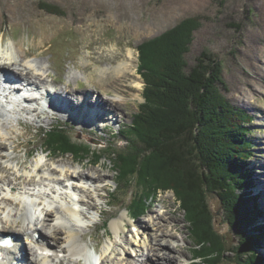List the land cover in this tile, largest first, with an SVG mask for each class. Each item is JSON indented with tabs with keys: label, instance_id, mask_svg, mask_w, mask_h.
I'll use <instances>...</instances> for the list:
<instances>
[{
	"label": "rangeland",
	"instance_id": "rangeland-1",
	"mask_svg": "<svg viewBox=\"0 0 264 264\" xmlns=\"http://www.w3.org/2000/svg\"><path fill=\"white\" fill-rule=\"evenodd\" d=\"M189 18L198 21V28L193 31L187 50L182 55L185 61L182 69L188 73L196 65L202 52L216 56L221 64L220 76L224 83L219 85V91L230 109L237 113L234 115L231 110L232 113L225 114V126L232 124L237 128L240 118V129L235 133L241 139L240 150L236 153L239 162L232 167L229 175L234 183H240L241 188L236 189L237 195L245 190L250 199L247 209L255 212L256 223L246 229L249 231L262 226V230L255 232L260 244L255 252L264 261V0H0V41L3 38L4 47L11 41L22 43L28 52V60H36V67L40 61L48 62V71H43L46 79L58 80V87L65 86L69 80L71 87H77L80 92L88 89L91 92L89 100L100 93V97L111 102L107 99L110 97L113 101V90L107 91L109 95H103L105 91L100 85L105 84L112 85L110 89L119 87L121 94L125 95V103L117 108L118 113H111L113 121L109 127V117L99 122V126L95 122L84 125L89 131L82 130L75 121L55 122L61 119L58 117L41 124L34 123L25 132L23 127H14L15 122H12L13 130L10 131L9 127L2 129L1 135L8 138L4 140L7 147L0 149V211L6 206L2 203L3 196L10 195L8 191H2L3 185L8 181H13L20 189L27 184L26 179L38 181L41 176H50L47 171L49 169L54 168L59 174H76L80 169V173L84 172L90 177L100 174V178L104 177L101 182L105 185L104 191L101 188L95 190L89 185L87 189L82 188L78 184L75 196L78 197L79 194L80 198L87 195L89 198L93 197L92 200L88 199L90 202L84 203L85 206L80 205V210L85 215L83 221L78 222L81 225L77 224L75 227L79 242L81 236L83 241L91 245L93 240H97L98 244L94 245L98 250L97 254L92 253L95 263L147 264L148 259L154 260L152 250L138 247L134 241L142 237L150 238L149 233H157L156 225L160 223L163 228L159 233L162 232L161 237L171 245L168 256L172 258V263L168 264H238L237 253L227 250L237 249L241 239L229 227L224 204L215 193L210 192L207 201L212 214V228L222 235L224 250L219 253L211 244L198 249L191 234V224L173 189L159 190L154 194L155 197L149 199L148 209L133 219L131 204L142 191L140 179L132 174L129 182L121 181L114 170L115 155L121 154L128 145V136L121 130L131 122L133 115L139 112L140 105L145 102L144 89L147 82L144 71L140 69V47H144L148 53V68H157L155 63L160 55V45L162 47L165 41L157 39ZM120 62L131 63L133 71H128L122 78H119L121 75L114 77L112 72L100 78L103 67L110 68V65ZM69 77H73V80ZM113 78L117 86L112 84ZM75 80H78L77 85ZM136 82L138 85L132 84ZM77 102L74 98L73 103ZM105 123L108 131L101 129ZM51 127L61 128L69 135V139L83 144L88 151L78 149L74 155L62 153V149L47 150V136L42 133ZM199 128L201 130L205 127L199 125ZM247 138L253 141L252 156H249L248 145L246 146ZM226 142L224 147L228 149L231 141L227 138ZM82 155L84 156L81 157ZM239 168L241 171L238 173ZM247 168L252 188H246L241 182V174ZM38 169L44 173H37ZM257 193L259 194L256 196ZM7 206L13 207L10 208L11 222L23 218L25 211L22 206ZM37 214L43 218L40 210ZM122 214L125 215L127 224L122 227L123 231L116 233L111 224L120 220ZM60 216L59 212L54 211V220H47L45 228L37 224L42 229L39 234L47 239L51 238L46 232L53 230L51 227L58 226ZM140 223L143 224L142 227ZM63 237H57L58 245L55 242L57 247L53 252H44L38 248L37 252L27 242L29 252L32 253L30 256L33 259L39 256L51 259L48 264H81L79 257L74 256L69 249L67 252L70 254L62 250L67 246ZM41 240L43 241L42 238ZM127 244L126 251L129 249V252L126 253L123 247ZM106 255L108 258L104 260ZM241 256L243 261L247 259L246 256Z\"/></svg>",
	"mask_w": 264,
	"mask_h": 264
},
{
	"label": "trees",
	"instance_id": "trees-1",
	"mask_svg": "<svg viewBox=\"0 0 264 264\" xmlns=\"http://www.w3.org/2000/svg\"><path fill=\"white\" fill-rule=\"evenodd\" d=\"M197 22L195 18L183 20L180 26L157 39L165 40L162 47L160 45L157 68H148V53L140 47V69L147 82L145 102L121 130L128 136V145L121 154L115 155L114 170L121 181L129 182L132 174L140 179L142 191L132 201V217L141 216L149 207V199L159 190L173 189L191 224V234L198 249L211 244L219 253L224 250L222 235L212 228L207 201V195L215 193L224 204L229 227L241 239L237 249L227 251L237 253L238 264H263V259L255 252L260 248L255 232L262 228L246 229L256 223L255 212L247 209L250 200L247 192L244 190L237 195L240 183H234L229 175L239 162L236 153L240 150L241 139L235 133L240 129V118L237 128L232 124L225 126L224 116L232 109L219 91V85L224 83L220 76L221 64L216 56L202 52L188 73L182 69L185 63L182 55L193 31L198 28ZM199 125L205 128L200 130ZM45 136L50 150L62 149V153L74 155L78 149L88 151L83 144L69 139L61 128L49 129ZM227 138L231 141L228 149L224 147ZM247 145L249 156H252L253 141L250 138H247ZM248 170L241 174L242 185L246 188L252 185ZM240 171L239 168L237 172ZM241 255L247 259L243 261Z\"/></svg>",
	"mask_w": 264,
	"mask_h": 264
},
{
	"label": "bare ground",
	"instance_id": "bare-ground-1",
	"mask_svg": "<svg viewBox=\"0 0 264 264\" xmlns=\"http://www.w3.org/2000/svg\"><path fill=\"white\" fill-rule=\"evenodd\" d=\"M5 47L3 45V38H1V41H0V70H3L4 76L8 79L6 87L12 86V87H10L9 92L11 94H15V93L20 92V89H17V87H13L14 86L13 84H15V83L12 84L13 81L11 79L19 80V81H21L22 83H24L26 85H30V86H34V87H37V88H41L43 90L46 87L47 95H48V97L50 98V100L52 102V104L49 105L50 108L52 109V111H50L52 114L46 112L44 109H42V108H40L38 106H36V107H34L32 109V112H34L33 115H35L38 118V120H36V119L34 120L33 125H34V123H37V124L40 123L41 124L43 122L51 121L52 119H57L58 117L61 118L62 116H64L65 118L69 119V122L75 121L78 125H80L82 130H87L88 128L85 129L84 125L94 124V122H95L99 126L100 125L99 122L104 121L105 119H107V117H109L111 119L110 122L107 120V122H109V124L107 123L108 127H109V125H111L110 124L111 121H113V117H112L111 113H114V114L118 113L117 108L121 107L122 105H124L123 103H125V99H124L125 95L121 94L120 88L119 87H113L112 89H110V87L112 85H108V86H107V84H105V86H103V85L101 86L100 85V88H103L104 89L103 91H105L103 93V95L104 94H108L107 91H109V90H113L114 91V96H112L113 97V101L110 99V97L107 98L111 102L105 100L103 97H100V95H101L100 93H98L99 96L97 95L95 97H91V100H89L91 92L88 89H86L87 91L80 92L77 87H75V88L71 87V83H68V82H71L69 80L67 81L65 86L58 87V86H60L59 83H58L59 82L58 80H57L58 81L57 82L56 80H54L50 76L49 77L52 80L46 79L45 72L48 71V70H46V68H47V66H49V65H46V63H48V62L40 61L38 67H36L35 66V61L36 60L35 61L34 60L33 61L28 60V56L26 54L28 52H26V49L23 47L22 43H19V42L17 43L15 41H11L9 44H7V47L6 48ZM109 67L110 68H106V66H105V68L103 67V69L101 70L102 72H100V74H101L100 78L104 77L106 75V73H111V72L114 73V77H115V75H118V76L121 75V77H119V78H122L123 75H127L128 71H130V72L133 71V69L131 68V63L127 64V63H124V62H120L117 65H114V66L110 65ZM43 71H45V72H43ZM69 78H72L71 80H73V77H69ZM75 78L78 79L77 76ZM77 81L78 80H75L76 85H77ZM114 81H115V78H113V82ZM112 84L116 85L115 82L112 83ZM118 84L120 85V83H118ZM132 84L138 85L137 82L136 83H132ZM92 91H94V89H92ZM74 98H76L78 100L77 104H79L80 106H78V107L73 106V99ZM19 101H20V103L22 105H24V103H23V101L21 99ZM1 109H0V116L4 117V119H5V121L0 122V149L3 150V149H5V147H7V145H6L4 140L7 139L8 137H3L1 135V130L2 129H7L9 127L8 129L10 131L13 130L11 128L13 126L12 122H16V120H17L18 124L24 125L25 128H27V129L31 125L27 122V120L22 121V120H19V119H14L13 115L12 116H7V114H5L4 111H2ZM96 111H98V112H96ZM103 111H106V113L102 114ZM30 112H31V109H30ZM13 113L15 115H17V116L20 115V113H15V112H13ZM6 122L8 124H6ZM108 127L106 126V123H105V125L101 129H102V131H104L106 129L108 131L109 130ZM87 131H89V130H87ZM17 140H18V137H17ZM28 141H30V140H28ZM23 142H25V141H23ZM47 150H48V148H47ZM2 153H3V151L1 152V154ZM74 157H76V156H74ZM80 171L81 170L79 169L77 171L79 173H76V174H73L72 172H69L68 174L67 173H63V174L55 173L56 174V176H54V180H55L54 184L55 185H52V188L57 189V191L54 193V196H53L54 199H58L60 196H61L62 199L64 197H66V196L67 197L77 196L76 193L72 192V189L73 188L76 189L78 184H81L82 188H86L85 185H84V183H85L86 185H89L92 188H96L95 190H97L99 188H101V189L105 188V185L101 184V182L103 181L102 178L104 179V177L100 178L101 174L98 175V176L93 175V177H90L89 174H85L84 172L80 173ZM22 181L24 182V180H22ZM36 181H35V183H37L39 180L37 182ZM26 183H27V186L28 185H33L32 183H34V181H33V179H26ZM88 183H90V184H88ZM6 184H7V187L10 189L11 186H12L11 182L8 181ZM57 185L58 186L65 185L66 189L62 190ZM69 191H70V193H69ZM23 197H25L24 194H22L20 197H18L19 200L17 198H15L13 201L17 202V200H18L19 201V205H20V203H21L20 200L22 201ZM78 197L80 198L79 194H78ZM5 199L8 200L7 198H5ZM89 199L92 200L93 197L92 198L90 197ZM74 201H76V198H75ZM82 201L85 203L84 200H82ZM70 203H71V201H70ZM64 204L67 206L66 202L62 201L61 205H64ZM67 207H69V206H67ZM80 207L81 206L75 202L71 208L66 210L68 212V214H69V218L72 219L74 222L83 221V218L79 217V215H80ZM14 209H16V208H14ZM18 210L19 209H17V211ZM36 210L37 211L40 210L42 212V216H43L42 219H41V216L38 217L37 216L38 214L36 215V213H35V216H37V217L34 220L33 219L34 218V214L33 213H29L28 218L21 219V217H20L21 220H19V221L16 220L17 222L15 221L16 224H14V222L10 223V221L8 219H6L9 216V213H7V211H5V209H3L2 212L3 213L6 212L7 214L6 215H3V214L0 215V223L2 224L0 226V235L5 233V231H11V232L16 233V234H22V235L27 236L28 239L31 240L30 243L34 244L36 247L41 246L43 248H48V249H51V250L54 249L55 247H57V246H55V242L57 244V237L64 236L65 237V241H67V246L66 247L63 246L64 248H62V246H61L62 250L64 249L65 251H67L69 249L71 251V253L74 256H78L79 259L80 258H84V259L85 258H90L92 260V257L89 256V254L91 252L89 250V248L86 245L84 246L82 244L81 245L80 244H76L78 242V234H77L78 231H77V228H76L77 226L76 227L75 226L65 227L64 223L63 224L62 223L61 224L57 223L58 226L51 227V228H53V230H51L50 232H48V231L46 232V234L49 235V237H51L49 239L52 242L49 239L46 241L47 238L45 236H42V235H40V237H37V239H35V236L32 235V233L38 232L41 229L39 227V225H41L43 228H45V225H47L46 224L47 220L50 221V222L52 220H54V210H52V207L36 206ZM12 214H13V212H12ZM259 218H260V216H259ZM39 219H40V221H39ZM37 224H39V225H37ZM126 224L127 223H126L125 215L122 214L121 217H120V220L113 221L111 226H112V229H114L116 231V233L117 232L119 233V232L123 231L122 227H125ZM142 225L143 224L140 223L141 227H142ZM146 227L149 228L148 226H146ZM21 228L23 229L22 231L18 230V229H21ZM156 228L158 230L157 233L156 232L149 233V237L150 238L146 237L147 239L146 238L143 239V237L140 240L136 239L134 241V244L136 246H138V247H144V248H146L148 250L150 249V250H152L154 252V260L148 259V263L147 264H168V263H172V258L170 256H168V254H170L169 251L171 250V245L168 243V240L166 241V240H164L161 237V233L162 232L159 233L162 230L163 227L160 226V223H157ZM41 238L43 239V241L41 240ZM82 239H83V236H81V240ZM97 244H98L97 240L96 241L93 240L92 245H97ZM127 247H128V244L124 245V247H123L125 249L124 252H126V253L129 252V249H128V251H126ZM36 250H37V248H36ZM37 252H38V250H37ZM27 255H28V251L25 250V254L21 256V259L23 260V262H24V260H26V262H28L29 264H43L42 261H40L38 259H35V260L31 259L32 257L31 258H27ZM113 257L114 256H112V258ZM107 258H108V255L104 256V260H106ZM82 260L83 259L79 260V262H81V264H83ZM87 260L88 259H86L85 261L87 262ZM47 263H48V261H47ZM96 264H97V262H96ZM111 264H113V263H111Z\"/></svg>",
	"mask_w": 264,
	"mask_h": 264
}]
</instances>
